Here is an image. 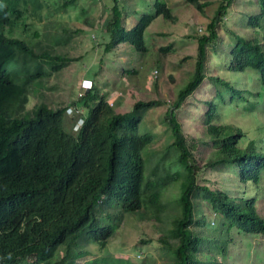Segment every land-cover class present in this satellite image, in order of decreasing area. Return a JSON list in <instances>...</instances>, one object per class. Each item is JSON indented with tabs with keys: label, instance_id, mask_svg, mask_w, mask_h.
Wrapping results in <instances>:
<instances>
[{
	"label": "trees",
	"instance_id": "trees-1",
	"mask_svg": "<svg viewBox=\"0 0 264 264\" xmlns=\"http://www.w3.org/2000/svg\"><path fill=\"white\" fill-rule=\"evenodd\" d=\"M30 1L0 0V264H70L83 239L103 251L126 216L161 222L169 202L179 211L160 240L165 255L162 264H209L211 258L218 263L215 253L221 249L226 255L228 237L235 228L264 235V217L257 210L264 197V147L257 149L255 139L240 147L239 141L246 138L242 131L229 124L210 125L217 114L216 104H210L208 133L216 151L206 166L224 171L239 167L244 185L257 184L252 185L258 194L249 200L245 188L241 197H231L200 183L202 168L177 115L205 78L207 48L218 42V25L227 17L233 0L219 1L208 34L198 38L196 69L165 113L173 141L156 155H149L156 134L144 131L141 125L146 112L160 102L139 100L131 111H117L109 103L110 94H101L94 75L86 80L91 86L74 101L75 108L40 103L28 109L32 96L77 60L58 53L60 41L56 38L48 44L39 41V30L33 32L36 40L27 38L31 26L23 18ZM187 1L200 12L209 5ZM76 2L69 0L63 8H73ZM258 3L259 15L249 18L252 37L234 33L229 70L242 74L248 69L256 71L264 89V34L260 32L264 0ZM155 7L154 14H142L134 26L127 27L126 6L113 0L111 14L103 24L106 41H100L105 53L128 45L133 52L147 56L150 25L158 17L176 19L166 2H157ZM21 25L27 26L24 38L14 36ZM213 82L223 87L217 93L220 99L225 92L245 99V90L236 89L227 80L215 77ZM81 107L87 112L79 116ZM69 111L78 114L71 127L67 125ZM79 118L83 124L76 131ZM175 185L178 194L169 200L168 189ZM200 200L221 217L214 227L207 224ZM210 245L215 250L213 257ZM88 264L151 263L106 256Z\"/></svg>",
	"mask_w": 264,
	"mask_h": 264
},
{
	"label": "rangeland",
	"instance_id": "rangeland-1",
	"mask_svg": "<svg viewBox=\"0 0 264 264\" xmlns=\"http://www.w3.org/2000/svg\"><path fill=\"white\" fill-rule=\"evenodd\" d=\"M67 1L31 0L24 15L23 22L31 26L27 38L36 40L33 32L39 30V41L48 44L56 38L60 41L58 53L77 59L53 75L32 96L28 109L40 103L52 108H75L74 101L89 89L88 85L83 87L84 81L91 80L90 76L94 75L101 94H110L109 103L117 111H131L139 100L160 102L146 112L141 126L144 131L156 134V142L149 155L161 153L173 141L165 123V113L196 69L198 38L208 34L207 27L220 0H200L209 3L204 12L198 11L187 0H117L126 6L127 27L134 26L142 14H154L157 2H166L176 18L170 21L158 17L150 25L146 33L149 53L145 57L133 52L128 45L118 46L112 54L105 53V44L100 41H106L103 24L111 14L113 0H77L73 8L65 9L63 5ZM84 10L86 13L82 14ZM259 13L258 0H233L227 17L218 25V42L207 48L205 78L177 113L194 158L202 168L200 183L207 184L212 190L226 191L231 197H241L245 188L248 200L258 194L253 187L257 184L248 182L244 185L239 167L224 171L206 166L216 151L208 127L212 124L233 125L246 134V138L239 141L240 147L248 146L251 139L256 140L257 149L264 147V89L261 88L259 74L251 69L243 74L229 70L232 62L230 53L236 42L234 33L251 38L253 28L249 27V18ZM36 23L40 25L35 26ZM262 24L260 32L264 34V20ZM27 26H18L14 36L24 38ZM64 28L70 31L65 32ZM215 77L227 80L236 89L245 90V99L240 100L238 95L232 97L228 92L222 93L224 99H220L217 93L223 87L213 82ZM211 103L216 104L217 114L213 115L209 125L206 112ZM82 112L86 114L87 110L81 107L80 114ZM67 114V125L71 127L78 114L70 111ZM178 189V185L170 187L167 199L172 200ZM168 204L171 205L161 222L148 221L139 215L126 216L124 224L103 251L83 239L79 251L73 254L74 262L70 264H88L106 256L133 263L149 261L162 264L165 255L160 240L172 228L179 211L175 203ZM257 208L264 217V197ZM203 216H208L207 224L212 227L221 220L205 203ZM209 236L215 238L213 233ZM228 239L226 255L221 249L215 253L213 245H210L211 257L217 254L218 263L211 258L209 264H264V235H253L235 228Z\"/></svg>",
	"mask_w": 264,
	"mask_h": 264
},
{
	"label": "clouds",
	"instance_id": "clouds-1",
	"mask_svg": "<svg viewBox=\"0 0 264 264\" xmlns=\"http://www.w3.org/2000/svg\"><path fill=\"white\" fill-rule=\"evenodd\" d=\"M86 81V80H85ZM84 81V82H85ZM84 84V83H83ZM84 86V85H83ZM80 116H81V114H79ZM82 124H83V119L82 118H79V120H78V122H77V124L75 125V127H74V130H79L80 129V127L82 126Z\"/></svg>",
	"mask_w": 264,
	"mask_h": 264
},
{
	"label": "built area",
	"instance_id": "built-area-1",
	"mask_svg": "<svg viewBox=\"0 0 264 264\" xmlns=\"http://www.w3.org/2000/svg\"><path fill=\"white\" fill-rule=\"evenodd\" d=\"M84 86L83 87H85L86 85H88L89 86V88H90V86H91V83H86V81L84 82V84H83Z\"/></svg>",
	"mask_w": 264,
	"mask_h": 264
},
{
	"label": "crops",
	"instance_id": "crops-1",
	"mask_svg": "<svg viewBox=\"0 0 264 264\" xmlns=\"http://www.w3.org/2000/svg\"><path fill=\"white\" fill-rule=\"evenodd\" d=\"M86 83L88 84L89 82L86 81Z\"/></svg>",
	"mask_w": 264,
	"mask_h": 264
}]
</instances>
